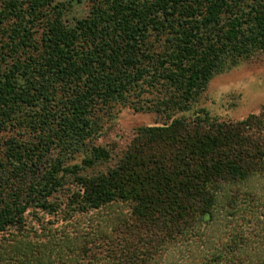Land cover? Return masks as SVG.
<instances>
[{"label":"trees","instance_id":"16d2710c","mask_svg":"<svg viewBox=\"0 0 264 264\" xmlns=\"http://www.w3.org/2000/svg\"><path fill=\"white\" fill-rule=\"evenodd\" d=\"M90 2L73 20L70 3L0 5V264H264V206L244 189L264 178V109H194L264 57V0ZM118 108L165 122L116 152L97 142ZM30 210L55 220L29 228Z\"/></svg>","mask_w":264,"mask_h":264},{"label":"rangeland","instance_id":"374dc122","mask_svg":"<svg viewBox=\"0 0 264 264\" xmlns=\"http://www.w3.org/2000/svg\"><path fill=\"white\" fill-rule=\"evenodd\" d=\"M55 1L56 3H70L73 5L71 16H69L70 20L89 15L90 0ZM2 2L3 0H0V5ZM194 109H206L211 115L220 120L235 122L244 120L251 114H259L264 109V57L246 61L233 70L216 76L211 81L207 91L199 97ZM191 114L187 115L191 116ZM164 122V118L153 113H136L130 108H118L117 118L108 123L104 137L97 144L119 152L129 145L138 128L160 125ZM244 189L245 191L257 192L260 204L264 206V178H255L244 186ZM127 213L128 208L126 206L116 207L112 210L103 211L100 218ZM54 220V217L36 210H30L27 213L29 228L39 229L41 221L47 223L54 222ZM99 220L98 216L91 214L81 221V225L77 229L83 231L85 227L93 226ZM255 228V225L249 227L252 231Z\"/></svg>","mask_w":264,"mask_h":264}]
</instances>
